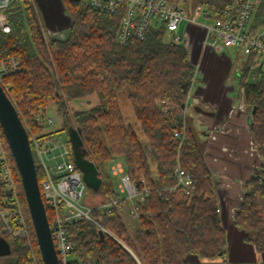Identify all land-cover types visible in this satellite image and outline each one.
<instances>
[{
	"label": "trees",
	"instance_id": "trees-1",
	"mask_svg": "<svg viewBox=\"0 0 264 264\" xmlns=\"http://www.w3.org/2000/svg\"><path fill=\"white\" fill-rule=\"evenodd\" d=\"M229 1L198 0L215 18ZM61 2L72 24L64 40H49L33 1L11 0L5 10L9 31L0 30V61L20 57L23 69L3 77L1 84L31 132L42 130L34 115L53 107L66 132L70 126L80 131L84 156L98 166L99 175L104 169L107 174L105 164L112 157H119L137 187L144 180L149 190L138 204L136 225L114 209L93 213L112 236L105 233L100 239L98 228L88 221L70 225L72 254L87 264H190L193 258L222 259L226 238L213 177L203 160L198 132L183 112L195 74L188 52L165 41L163 29L150 30L144 41L118 44L119 16L96 12L82 0ZM263 9L264 0L255 26ZM254 62L255 56L247 57L239 88L251 116V144L261 162L246 183L233 224L264 254V72L259 81L247 83ZM120 100L130 104V120ZM164 102L166 112H162ZM177 162L193 180L195 190L190 196L168 190L174 185ZM36 174L39 183L43 174L37 166ZM16 186L40 258L19 176ZM103 194L116 197L109 184ZM3 234L0 225V241L8 247L7 253H0V264H25L29 250Z\"/></svg>",
	"mask_w": 264,
	"mask_h": 264
},
{
	"label": "built area",
	"instance_id": "built-area-1",
	"mask_svg": "<svg viewBox=\"0 0 264 264\" xmlns=\"http://www.w3.org/2000/svg\"><path fill=\"white\" fill-rule=\"evenodd\" d=\"M10 2L11 0H0V30L4 32L9 31L5 10ZM85 2L96 12L119 16L115 36L118 44L144 41L150 30L163 29L168 41L174 45L182 46L188 52L191 60L196 47L199 48L201 54L207 52L215 55H224L226 48H236L246 57L255 56V62L249 68L248 73L257 68L262 70L264 64V9L260 23L255 26V17L262 0H230L217 18L199 4L196 13L189 19L185 18L183 11L169 0H85ZM201 14L205 18L212 19L211 26L198 22ZM183 22H185V26L183 32L179 34L178 30ZM69 29L48 30L44 35L49 40H64ZM193 65L195 74L192 88L198 84V76L201 74L199 60L193 61ZM22 69L23 63L20 57L12 56L0 61V83L6 75ZM236 71L240 77L241 73ZM189 98L190 95L187 102ZM235 99L240 100L239 105L231 106L229 115L235 109L248 110L244 104L241 90L237 92ZM187 102L183 107L184 113L188 108ZM192 102L196 108L199 99L195 97ZM166 110L167 103L164 102L162 112H166ZM33 119L40 127L44 124H53V119L46 114L37 113ZM22 122L28 133L35 165L40 168L43 174L39 187L47 217H49V227L58 264H87L86 261L77 259L72 254L73 241L69 226L84 220L96 225L99 232L112 236L98 223L93 213L95 211L107 213L114 209L121 217H124L122 203L125 202L129 207L127 216L135 220L138 217V204L148 197L149 190L144 186V180H141L142 187L138 188L130 177L124 160L114 158L107 164L106 173L117 180V185L113 189L116 197L112 195L107 202L95 206L87 202L83 203L82 199L87 186L83 181L81 171L70 159L73 157L67 141L59 143L49 134L33 133L26 122L24 120ZM229 131L230 128L226 123L218 122L208 129L207 136L210 140H215L218 134H226ZM177 135L180 138L183 136ZM8 156L4 138L0 132V184L3 187V195L0 197L1 230L7 237L20 241L29 250L30 253L25 264H38L33 249L31 231ZM173 179L174 185L168 189L170 192H180L185 196H190L194 192L193 180L179 162L174 169ZM242 196L243 194L240 195V201H242ZM219 211L218 207L217 212L219 213ZM233 217L234 212L232 213Z\"/></svg>",
	"mask_w": 264,
	"mask_h": 264
},
{
	"label": "crops",
	"instance_id": "crops-1",
	"mask_svg": "<svg viewBox=\"0 0 264 264\" xmlns=\"http://www.w3.org/2000/svg\"><path fill=\"white\" fill-rule=\"evenodd\" d=\"M33 1L40 22L48 30H56L51 29L49 25L56 26L64 17L61 0ZM198 60L201 74L198 76V84L190 91L187 107L192 112L190 115L194 120L193 126L198 132L203 160L213 177L220 209L218 214L225 232L226 253L222 259L215 261L193 258L190 264H264V254L254 249V246L246 240L248 234L234 226L232 218V213L241 202L238 199V193L240 195L244 193L254 166L252 153L254 148L249 134L250 112L235 109L231 115L228 114L231 106L237 107L240 102L239 99H235L238 91L232 85V77L234 75L235 78L238 77L236 70L242 76L243 67L235 68L232 59L226 56L225 51L224 55L207 52L201 54L196 47L192 61ZM198 86L201 88L198 89ZM195 97L199 99L196 108L192 102ZM213 105L215 107H212ZM218 122L226 123L230 131L226 134H218L215 140H210L207 131Z\"/></svg>",
	"mask_w": 264,
	"mask_h": 264
},
{
	"label": "water",
	"instance_id": "water-1",
	"mask_svg": "<svg viewBox=\"0 0 264 264\" xmlns=\"http://www.w3.org/2000/svg\"><path fill=\"white\" fill-rule=\"evenodd\" d=\"M253 113L254 110L252 111ZM0 127L20 177L42 263L58 264L28 133L17 108L1 83ZM67 135L74 164L81 171L84 183L87 188L94 192L98 191L102 184V178L99 176L98 166L84 156V141L80 131L70 126L67 129ZM99 236L100 239H103L104 234L99 232ZM7 251V244L0 241V253L5 254Z\"/></svg>",
	"mask_w": 264,
	"mask_h": 264
},
{
	"label": "rangeland",
	"instance_id": "rangeland-1",
	"mask_svg": "<svg viewBox=\"0 0 264 264\" xmlns=\"http://www.w3.org/2000/svg\"><path fill=\"white\" fill-rule=\"evenodd\" d=\"M82 1L85 2V0H82ZM169 1L172 4H175L176 6H178L183 11V14H184L185 18H187V19L192 18L194 16V14L196 13V9H197V7L199 5L198 0H169ZM33 4H34V1H33ZM62 5L64 6V9H65V7H66L65 2H63ZM211 15H212V13H211ZM198 22L200 24H204L206 26H211L212 25V19L211 18H205V17H203L202 14L199 17ZM71 24L72 23H71V21H70V19L68 17V14L64 10V17H63L62 20H60L58 22V24H57L58 26L57 25L56 26L55 25H49V26H50L51 29L67 30V28H70ZM41 25H42V28L44 27L43 28L44 34H47L48 28L46 26H44V24H42V23H41ZM184 26H185V22H183L180 25V28L178 30L179 34H181L183 32ZM164 40L168 41V37H165ZM225 54H226V56H228V57H230L232 59V61L234 63L233 65H234L235 68H240L241 69V67L244 66V64L246 62V59H247V57L245 55H243L240 51H238L236 48H226L225 49ZM263 63H264V60H263ZM263 72H264V64H263L262 70L257 68L255 70L250 71L248 73L246 82L247 83H255V82L259 81L260 77H261V74ZM235 77H236L235 75H234V77H232L233 78L232 85H233V87L235 88L236 91H239V81H240L241 76L237 77V78H235ZM120 105H121V108H122V111H123V114H124L126 120H130L132 118L130 104L127 101H125V100H120ZM76 106H79L80 108H83L84 104L83 103L81 104V102H76ZM187 106H188V104H187ZM40 113L46 114L47 116L51 117L53 119V124L52 125L44 124L41 127L42 128L41 132H38L37 134H49L54 139H56V141L59 142V143L67 141L68 140L67 132H66V130L63 129L61 118L58 115V113L56 112L55 108L52 107V108H49L46 111V113H44L43 111H41ZM191 113L192 112L187 108L186 109L187 119H188L189 122L194 123L193 122L194 121L193 117H192V115H190ZM0 132H1V135H3V138H4V134L2 132L1 127H0ZM4 144H5L6 150H7L8 155H9L8 156L9 164L11 166V169H12V172H13V176H14V179H15V182H16L19 174H18V171H17L16 167H15L16 170L14 169L15 164H14L13 158H12V156L10 154V151H9V148H8V145L6 143L5 138H4ZM69 148H70V145H69ZM253 150H252V153H253V156H254V166H253V174H254L256 172V170H257V167H259L261 161H260L259 157L257 156L256 152L253 151ZM114 158H119V157H115L114 156V157H112L110 159V161H112ZM70 159L73 160V158H70ZM109 162H107L105 164V167L107 166V164ZM100 176L103 177L102 178L103 182H102L99 190L94 192L93 190L87 188L86 192L84 193L83 199H82L83 203L87 202L88 204H91V205L95 206V205H97L99 203L107 202L112 197V194H108V195L105 196L103 194V191H104V188H106V185H108V184H109V186H111L114 189L116 187V185H117V182H116L117 180L114 179L113 177L109 176V175L107 176V174H105V169L100 174ZM19 179H20V177H19ZM40 183H41V180L39 181V184ZM17 186H19L18 181H17ZM18 193H19V191H18ZM238 194H239L238 199L240 201V193H238ZM128 210H129L128 206H125L124 209H123V212L125 213L127 221L129 223H131L132 225H136L137 224V222H136L137 220L136 219L135 220L131 219L130 217L127 216V211ZM4 237H5V235H4ZM37 259H38V264H40L41 256H40V258L38 257ZM41 262H42V260H41Z\"/></svg>",
	"mask_w": 264,
	"mask_h": 264
}]
</instances>
